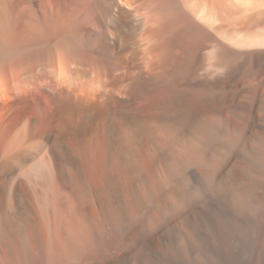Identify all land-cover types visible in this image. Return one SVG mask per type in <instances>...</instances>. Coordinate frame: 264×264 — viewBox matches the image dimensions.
I'll return each instance as SVG.
<instances>
[{"label":"bare ground","instance_id":"6f19581e","mask_svg":"<svg viewBox=\"0 0 264 264\" xmlns=\"http://www.w3.org/2000/svg\"><path fill=\"white\" fill-rule=\"evenodd\" d=\"M185 3L0 0V264H264V0Z\"/></svg>","mask_w":264,"mask_h":264},{"label":"rangeland","instance_id":"374dc122","mask_svg":"<svg viewBox=\"0 0 264 264\" xmlns=\"http://www.w3.org/2000/svg\"><path fill=\"white\" fill-rule=\"evenodd\" d=\"M183 1L187 2V4L190 5V6H188V5H187L185 2H183ZM204 2H205V3H204ZM210 2H211V1H209V0H207V1H204V0H182V3H185L184 5H186V6H187L188 8H190L191 10H194V12H192V14L196 12V14H194L195 16L193 15L194 18H196V20H197V19L199 20L200 18H202V17L199 18V15H201V16L204 15L203 19L205 18V21H206V22H209V23H210L211 20H210L209 18H207L208 16H209V17L212 16V17H211L212 21H213V19H215V20H216V19H218V20H225V21H226L227 18H225V19H224V18L219 19V18H221V15H222V17H225V16L229 15L227 20L230 21V13H228V14L226 13V12H228V11L230 10V9H229L230 6H227V4H228L227 2H230V1H225L226 6L228 7V8H225V9H228V11H226V12H224V11H225L224 9H223L224 11L221 9L222 7H221V8L219 7L220 9H218V8H216V9L211 8V5H212L213 7H216V4L214 3L215 0H214V2H213V0H212L211 3H210ZM213 3H214V5H213ZM216 3H217V2H216ZM225 4H224V5H225ZM206 5H210V6H207V7H206ZM222 5H223V4H222ZM228 5H230V3H229ZM191 7H193L194 9H192ZM205 7H206V9H207V10H206V14H203V13H205ZM224 7H225V6H224ZM209 8H210V9H213V11L208 10ZM202 9H203V10H202ZM197 10H198V11H197ZM214 10L217 11V12H215ZM219 10H220V11H219ZM221 10L223 11V13L221 12ZM201 11H202V14H201ZM197 12H198V13H197ZM207 12H208V14H207ZM219 12H221V14H220ZM212 13H215V14H217L218 16L215 15V14H213L214 17L216 16V17L214 18L213 15H211ZM207 15H208V16H207ZM206 16H207V17H206ZM219 16H220V17H219ZM206 18H207L208 20H207ZM199 21H200V20H199ZM212 21H211V22H212Z\"/></svg>","mask_w":264,"mask_h":264}]
</instances>
